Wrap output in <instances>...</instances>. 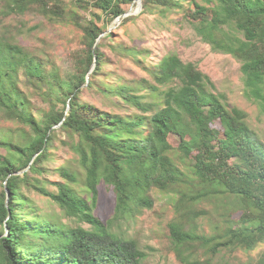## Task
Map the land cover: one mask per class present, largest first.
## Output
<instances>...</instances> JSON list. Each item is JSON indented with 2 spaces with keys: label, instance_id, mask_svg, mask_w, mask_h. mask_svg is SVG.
<instances>
[{
  "label": "trees",
  "instance_id": "trees-1",
  "mask_svg": "<svg viewBox=\"0 0 264 264\" xmlns=\"http://www.w3.org/2000/svg\"><path fill=\"white\" fill-rule=\"evenodd\" d=\"M136 1L92 0L89 5L101 8L112 21L123 14L121 4ZM190 1L194 10L188 22L193 32L213 51L240 61L245 94L264 113V0H141L146 12L182 8ZM68 7L65 0H3L2 16L36 12L52 22L70 23L83 32L85 47L64 73L55 65L48 67L47 61L22 62V74L49 103L36 115L18 86V72L0 75V109L22 125L13 135H0L5 150L0 153V264H143L137 243L117 235L111 225L113 219L132 216V206L152 207V189L177 195V214L167 226L171 248L182 263L206 264L223 249H253L264 240V142L246 124L244 112L228 107L206 74L172 53L157 65L144 67L165 87L154 93L161 97L160 105L134 94L137 84L147 79L128 85L107 77L97 84L105 64L97 42L104 31L95 22L100 15L91 12L90 18H83L81 5ZM114 48L130 55L140 53L120 44ZM20 54L17 45L0 38V67L15 64ZM84 86H99L117 104L152 114L100 110L80 98ZM216 118L222 132L211 125ZM165 129L180 138L173 155L160 144ZM60 132L69 138L83 169L54 168L61 179L52 181L56 189L50 190L44 161L50 158ZM177 158L181 162L189 158L185 171ZM101 182L115 199L113 219L107 222L92 213ZM77 185L91 193L90 203ZM23 186L48 197L68 219L78 217L89 227L48 218L31 204ZM200 200L222 205L228 213L224 226H216L212 236L195 230V217L206 213L194 207ZM231 208L239 211L237 218L230 217ZM198 250L205 259L197 257ZM257 262L264 264V252Z\"/></svg>",
  "mask_w": 264,
  "mask_h": 264
},
{
  "label": "rangeland",
  "instance_id": "rangeland-1",
  "mask_svg": "<svg viewBox=\"0 0 264 264\" xmlns=\"http://www.w3.org/2000/svg\"><path fill=\"white\" fill-rule=\"evenodd\" d=\"M92 0H65L69 7L81 5L79 13L83 18H90V13L100 15L95 19L97 25L102 26L103 33L99 37L100 50L104 54V67L97 76V84L107 81L118 84H137L139 79H147L146 83L137 84L136 95H145L144 100L160 105V93L164 86L155 80L145 70L146 65H157L161 58L169 53L175 54L183 63H193L198 70L206 74L213 82L215 93L223 95V102L228 107H236L245 114L246 124L264 142V113L245 94L241 63L230 54L215 52L210 45L201 41L195 35L190 24L189 14L193 12L194 5L184 3L182 8L174 7L161 12L159 9L154 12L143 11L142 2L136 1L131 4H121L124 9V16L121 15L118 24L116 19L108 21L101 8L90 6ZM68 7V8H69ZM4 11L3 0H0V38L4 37L17 45L21 54L17 57L15 64L0 67V75L5 72H18V86L26 94L31 102L32 111L36 115L41 110H47L49 103L42 100L35 91L33 83L27 81L24 76L22 62L28 59L30 62L39 60L47 61V66L55 65L61 73L69 70L77 56L84 49L83 32L72 24L64 22H52L36 12H25L20 15L2 16ZM124 18H127L124 20ZM110 30V31H107ZM135 47L140 50L137 55H130L120 52L114 48L117 45ZM18 60L21 62L18 64ZM137 81V82H135ZM135 82V83H134ZM150 85H157L159 89L154 91ZM80 98L95 106L96 108L121 115L145 114L151 115L148 111L143 113L134 106L128 104H117L108 94L103 93L98 87H82ZM62 104H57L61 107ZM155 108H152V111ZM148 123L145 122V125ZM211 125L222 132L223 125L219 119H214ZM22 125L17 121L6 118L0 109V135L15 134ZM17 137L16 139H18ZM179 136L171 129H165L160 144L166 145V152L173 155L179 144ZM50 158L44 161L48 171L45 172L46 187L55 190L52 181H59L60 176L53 170L56 167L66 165L73 169H81L80 164L75 160V154L69 147V138L65 133H58L53 147L50 148ZM0 153H5L0 147ZM179 161V167L185 171V161ZM83 169V168H82ZM41 176V175H39ZM42 177V176H41ZM23 192L30 199L31 204L48 218H54L69 222L72 225L89 227L78 217L68 219L63 215L61 209L48 197L43 196L27 186H23ZM2 189L0 182V190ZM80 195L91 202V193L81 185L76 186ZM153 200L152 207L141 208L132 206V216L125 214L119 219H113L115 213V199L112 191L102 182L98 185L96 203L92 206V213L101 221L107 222L113 219L112 231L125 239H132L137 243L143 253V264H184L177 257L169 239L168 222L175 212L174 206L178 199L177 195L164 193L152 189L149 193ZM173 197V199L171 198ZM194 207L203 210L205 214H199L193 221L198 234L212 236L218 228L223 227L227 214L219 204L208 200H200ZM228 210V209H226ZM229 211V210H228ZM239 211L231 208L230 217L237 218ZM219 231H222L219 229ZM264 252V240L259 242L253 249L247 250L241 247L235 249H223L211 262L206 264H258V259ZM197 257L205 259L201 250L196 251ZM204 263V262H203ZM205 264V263H204Z\"/></svg>",
  "mask_w": 264,
  "mask_h": 264
},
{
  "label": "water",
  "instance_id": "water-1",
  "mask_svg": "<svg viewBox=\"0 0 264 264\" xmlns=\"http://www.w3.org/2000/svg\"><path fill=\"white\" fill-rule=\"evenodd\" d=\"M137 2L139 3V5L141 4V0H137ZM125 14H126V13L122 14V16H124ZM119 19H120V16L116 18V20H115V21H116V24H118ZM107 31H110V30H107ZM98 40H99V38L97 39V42H98ZM94 65H95V62L93 63L92 66H94ZM92 70H93V67H92L91 71H92ZM5 190H6V192H7V199H6V202H8L9 191H8V189L6 188V186H5ZM6 231H8V230H7V227H6Z\"/></svg>",
  "mask_w": 264,
  "mask_h": 264
}]
</instances>
